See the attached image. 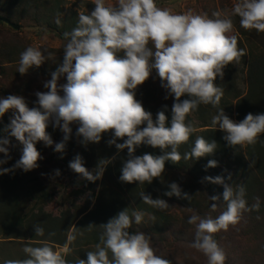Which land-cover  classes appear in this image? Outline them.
I'll return each instance as SVG.
<instances>
[{
  "label": "clouds",
  "instance_id": "obj_1",
  "mask_svg": "<svg viewBox=\"0 0 264 264\" xmlns=\"http://www.w3.org/2000/svg\"><path fill=\"white\" fill-rule=\"evenodd\" d=\"M92 3L94 9L87 14L78 12L76 27L63 33L66 41L63 62L44 83L47 91L35 93L37 106L30 108L19 95L0 98V118L9 111L12 113L9 123L2 129L4 135L0 136V153L4 154L0 165L11 158V138L22 146L20 159L12 168L0 167V175L39 167L38 161L43 157L37 143L54 144L47 131L50 122L64 133L63 140L55 143L54 151L58 153L65 151L73 123L79 125L76 135L82 137L84 145L99 143L102 134L112 132L113 138L108 144L115 145L118 151L127 149L128 154L119 179L138 184H151L161 177L166 161L176 164L182 158L198 160L214 153L216 141L203 136L196 137L194 146L183 157L178 151L197 131L195 122L188 117L201 104L217 109L211 117V126L225 133L223 139L229 146L255 144L264 135V113H248L239 122L232 120L219 107L224 90L215 83L218 77L223 79L224 69L229 64L239 63L246 55V50L238 47L237 35L230 34L234 28L232 16L240 18L241 28L264 33V0H236L230 14L215 11L211 17L192 10L176 13L171 8L158 7L156 0H115V3L92 0ZM54 22L58 26L61 24L59 16ZM53 58L52 52L45 56L40 48L29 46L20 53L17 71L24 75L30 68H39ZM153 69L168 93L165 99L169 95L174 97L170 122L165 114L166 105L154 120L152 113L136 99L135 90L149 79ZM61 77H66L63 84L59 83ZM185 95L188 98L181 100ZM118 139L123 142L117 143ZM141 145L159 148L162 154L136 155ZM113 159H101L96 169L89 171L82 156L77 154L69 162V168L83 179L95 182L102 178ZM217 166L216 160H209L205 168ZM55 175H60L58 169ZM204 180L223 186L226 208L215 218L195 213L188 218V224L195 226V239L190 247L203 253L207 264H225V252L214 235L238 224L244 212L259 211L260 198L255 197V203L248 206L243 184L233 188L222 176H206ZM168 187L170 190L165 196L191 201L192 196L182 193L178 183L172 182ZM140 197L153 208L166 210L170 207L165 199H153L144 192ZM209 199L218 201L220 196L213 195ZM210 207L212 212L217 210L216 203ZM144 215L139 210L129 214L125 208L100 224L99 242L93 251L87 252L86 260L78 259L76 264H171L157 255L148 235L142 231L130 232L133 223L139 225ZM33 227L36 237L45 235L39 224ZM94 227L96 225L89 224L86 228L92 230ZM78 234L83 235L82 232ZM76 239L77 233H69V242ZM69 250L66 244L64 253ZM23 251L26 258L5 260L3 264H69L65 255L54 250L47 241H41L40 246L26 245Z\"/></svg>",
  "mask_w": 264,
  "mask_h": 264
},
{
  "label": "trees",
  "instance_id": "obj_2",
  "mask_svg": "<svg viewBox=\"0 0 264 264\" xmlns=\"http://www.w3.org/2000/svg\"><path fill=\"white\" fill-rule=\"evenodd\" d=\"M63 0H0V18H5L11 23L26 17H32L35 22L43 28L56 32L58 37L65 41L63 33L71 31L77 23L72 18L63 17ZM62 14V15H60ZM59 16L61 24L58 26L54 21ZM234 31L238 37V47L246 50V55L241 58L240 63L244 69V90L238 86L239 72L234 64H229L224 69L223 79L219 77L215 83L223 88L224 94L219 107L223 108L225 114L232 120L239 122L248 113H264V33L256 30H245L240 27V18L232 16ZM14 24V23H13ZM17 25V24H15ZM136 99L143 104V107L150 111L155 120L158 111L164 110L166 116L171 119V107L174 97L168 95L165 88L161 86V80L153 69L150 77L135 90ZM185 95L181 100L187 99ZM217 112L211 105L201 104L198 110L191 113L188 120L194 121L197 131L190 137L189 141L182 144L178 151L183 154L189 152L194 146L197 136L214 140L217 148L213 154L202 157L198 160H184L178 163L166 161L165 171L161 177L155 178L151 184L144 183H124L119 177L123 161L128 158L127 149L118 151L115 145H109L108 141L113 138L112 132L102 134L99 143H81L82 137L76 135L78 124L71 138L66 142V155L63 158L69 168V162L79 154L84 160L86 168L96 169L98 162L104 158H113L112 163L106 166L100 182H91L90 189L92 195L90 203L93 206L80 208L74 212L62 211L53 216L45 212L46 204L52 203L56 195L55 184L44 180L40 174L34 171L25 172L16 169L8 174L0 175V236L7 242H0V264L9 259H24L26 254L23 249L26 245L40 246L41 241H47L51 247H65L67 244L69 251L65 253V258L69 264H76L78 259H87V252L94 250V245L99 242V234L102 229L100 224L106 223L118 212L128 208L129 214L133 210H139L151 216L150 223H164L167 219L165 210H160L145 204L140 193L144 192L153 199L162 198L182 209L192 211L191 213L200 216L212 215L214 218L224 211L226 204L223 201V186L212 184L204 180L206 176H222L225 182L235 188L243 184L246 188L245 199L248 206L255 203V197L260 198L259 211H246L242 214L241 221H251L255 224V231L259 234V239L264 240V135H261L255 144L242 146H229L223 139L225 133L211 126V117ZM12 113H6L0 118V136L4 133L2 129L9 123ZM203 129L198 131V129ZM50 130L48 126L47 131ZM54 131V129H53ZM71 142V143H70ZM123 140H117L122 143ZM39 152L40 149L36 145ZM22 146L11 138L7 163L0 165L4 168H12L20 159ZM96 151L101 154L95 158ZM150 153L161 155L159 148L148 145L137 147L135 154L143 155ZM0 159H4V154L0 153ZM209 160H216L218 166L205 168ZM70 169V168H69ZM71 170V169H70ZM231 176V179L228 177ZM181 177V178H179ZM176 182L180 185L182 193L192 196L191 201L176 196H165L169 191L168 185ZM96 191V192H95ZM199 192V193H197ZM197 193V194H196ZM219 195L218 201H212L209 197ZM217 204V210L211 211V204ZM30 205V206H29ZM154 217V219H153ZM78 220V221H77ZM160 221V222H159ZM39 224L43 227L45 235L36 237L33 225ZM94 224L92 230L86 227ZM142 224L133 223L130 232L141 231ZM77 233L74 242L67 243L69 231ZM54 232V236L48 234ZM82 232L83 235L78 233ZM143 232V231H142ZM145 233V232H144ZM217 241V240H216Z\"/></svg>",
  "mask_w": 264,
  "mask_h": 264
},
{
  "label": "rangeland",
  "instance_id": "obj_3",
  "mask_svg": "<svg viewBox=\"0 0 264 264\" xmlns=\"http://www.w3.org/2000/svg\"><path fill=\"white\" fill-rule=\"evenodd\" d=\"M235 2L236 0H156L158 7L171 8L176 13L192 10L197 14L206 13L209 17L215 11H221L225 15L230 14ZM106 3H115V0H106ZM62 6L63 17L72 18L76 23L78 12L87 14L95 7L92 0H63ZM31 18L26 17L16 22L12 19V22L19 26L18 30L0 22V98L19 95L25 98L30 108L37 106L35 93L47 91L43 85L51 79V73L63 62V46L66 43L58 37L56 32L43 28ZM230 34H235L234 29ZM29 46L40 48L45 56L48 52H52L54 58L46 60L39 68H30L26 74L21 75L17 71L20 53ZM233 64L239 72L238 86L244 90V73H242L244 67L240 62ZM65 82L66 77H61L59 83ZM49 126L48 133L54 144L45 146L43 142L37 143L43 158L38 161L39 167L32 170L40 174L44 180L55 184L57 190L53 202L46 204L44 210L56 216L62 211L72 213L85 206H89L90 209L93 206V203H90L92 190L89 186L91 182L66 166L63 160L67 156L66 149L63 153L54 151L55 143L63 140L64 133L60 128L53 127L51 122ZM70 127L72 128L71 141L73 136L75 137L72 134L77 124L73 123ZM200 130L203 129H198ZM242 147L244 148L245 145ZM100 155L96 151L94 157L99 158ZM57 169L60 171L58 176L55 175ZM87 169L95 170L93 167ZM97 182H100V179ZM168 204L170 207L165 210L167 219L164 223L154 225L149 222L151 216L145 214L141 222L143 227L140 230L150 237L153 247L157 250V255L168 259L171 264H207V257L190 247L195 239V226L188 224L187 221L193 213L171 202ZM254 224L251 221L240 220L235 226H230L227 231L221 230L214 235V239L225 252V264H264V240L259 239ZM71 232L72 228L69 233ZM7 241L0 236V242ZM54 250L65 255L64 247L55 246Z\"/></svg>",
  "mask_w": 264,
  "mask_h": 264
},
{
  "label": "water",
  "instance_id": "obj_4",
  "mask_svg": "<svg viewBox=\"0 0 264 264\" xmlns=\"http://www.w3.org/2000/svg\"><path fill=\"white\" fill-rule=\"evenodd\" d=\"M0 22L6 24L8 26H10L14 30H18L19 29V26L18 25H15V24L11 23L9 20H7L5 18H0Z\"/></svg>",
  "mask_w": 264,
  "mask_h": 264
}]
</instances>
